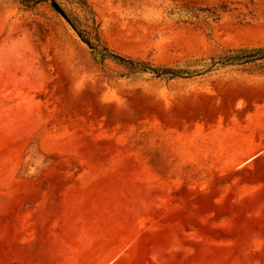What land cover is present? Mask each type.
Segmentation results:
<instances>
[{"label": "rangeland", "instance_id": "1", "mask_svg": "<svg viewBox=\"0 0 264 264\" xmlns=\"http://www.w3.org/2000/svg\"><path fill=\"white\" fill-rule=\"evenodd\" d=\"M188 1L224 11L206 28L176 0H0V264H56L50 238L93 240L111 197L135 198L144 233L111 264H264V155L220 170L210 136L185 131L264 101V59L209 62L264 46V0ZM68 17L113 54L179 75L101 59ZM73 188L89 202L71 228L49 214Z\"/></svg>", "mask_w": 264, "mask_h": 264}, {"label": "crops", "instance_id": "2", "mask_svg": "<svg viewBox=\"0 0 264 264\" xmlns=\"http://www.w3.org/2000/svg\"><path fill=\"white\" fill-rule=\"evenodd\" d=\"M228 104L231 105L232 102ZM198 129L205 135L210 136L207 148H209L211 155H215L212 163H219L220 166L217 168L222 170V166L225 165L226 161L230 163L233 161L232 167L236 164H245L256 157L264 155V101L253 107L247 105L244 110L238 113L232 111L228 114L219 112L213 115L206 114L201 122H192L189 130L186 129L185 131L192 137ZM224 134L228 135V139L221 138V135ZM221 146L228 148L223 154H221ZM244 149H250L251 151L247 155L238 158L240 151ZM138 184L140 187L143 186L141 183ZM77 189L73 188V194L66 193L64 196L54 197V202L62 204L66 209L60 216L59 211L50 213V220H66L65 226L72 228L71 223L76 222L73 215L75 216V213L79 214L80 219L81 213L84 212V208L89 201L86 196L75 194L74 191H77ZM142 190L141 188V194L146 197L148 194H144ZM138 208L141 207L137 206L135 198L130 197L120 203L111 197L106 207H100V210L97 209V213L91 216L96 218L98 215V218L103 217L105 219L104 224L97 225L93 240L88 241L86 239L87 241L80 245L78 242L81 240L77 238L56 235L48 241L47 251L49 255H53V259L58 260L56 264H111L112 260L119 256L121 251L128 249L139 236L144 234L140 225L142 218L138 213ZM122 210H125L124 214H121ZM147 211L148 208L144 206L142 212L146 214ZM52 250L54 251L51 254Z\"/></svg>", "mask_w": 264, "mask_h": 264}, {"label": "trees", "instance_id": "3", "mask_svg": "<svg viewBox=\"0 0 264 264\" xmlns=\"http://www.w3.org/2000/svg\"><path fill=\"white\" fill-rule=\"evenodd\" d=\"M176 4L179 11H185L189 15L190 18L187 19V21H190L191 23L198 26H204L206 28H210V19H213L214 21L220 19L222 12L224 11L220 6H201L188 0H176ZM68 19L75 27V29H77L79 35L83 38V40L87 42L92 51L95 52V54L99 55L103 60L112 58L132 73L146 70L154 71V73L161 76L179 75L180 73L172 70L171 68H164L162 70L159 68H153L150 67V64L148 62H143L130 57L113 54V52L109 50L107 46H104L102 44L97 34L95 35V37H97V41L93 42L90 36L86 35L79 28H77L76 22H74L69 17ZM263 59L264 46H258L251 48H223L220 53H218L214 57H211V60L209 62H212V66H223L234 63L245 64Z\"/></svg>", "mask_w": 264, "mask_h": 264}, {"label": "water", "instance_id": "4", "mask_svg": "<svg viewBox=\"0 0 264 264\" xmlns=\"http://www.w3.org/2000/svg\"><path fill=\"white\" fill-rule=\"evenodd\" d=\"M52 4H53L54 8H55L60 14H62L64 17H67L65 11L62 9V7H61L58 3L53 2Z\"/></svg>", "mask_w": 264, "mask_h": 264}, {"label": "bare ground", "instance_id": "5", "mask_svg": "<svg viewBox=\"0 0 264 264\" xmlns=\"http://www.w3.org/2000/svg\"><path fill=\"white\" fill-rule=\"evenodd\" d=\"M226 112V111H225ZM260 112V111H259ZM257 115V114H256ZM262 116V115H261ZM261 116H259V117H261ZM248 117V116H247ZM234 118H236V117H234ZM258 118V117H257ZM249 119V118H248ZM233 120V119H232ZM254 120V119H253ZM257 120V119H256ZM255 120V121H256ZM234 121V120H233ZM236 121V120H235ZM238 122H239V120H237ZM250 122V121H249ZM252 122V121H251ZM248 123V122H247ZM234 125H235V123H234ZM263 125V124H262ZM233 126V125H232ZM240 126V125H239ZM237 127H238V125H237ZM256 128H258V127H256ZM246 130V129H245ZM262 130V129H261ZM239 131V130H238ZM244 135V134H243ZM263 137V136H262ZM248 138V137H247ZM250 138V137H249ZM255 138V137H254ZM256 141V140H255ZM255 150V149H254Z\"/></svg>", "mask_w": 264, "mask_h": 264}]
</instances>
